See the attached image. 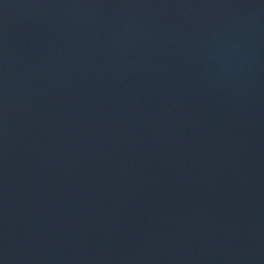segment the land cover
Masks as SVG:
<instances>
[{
  "label": "water",
  "instance_id": "1",
  "mask_svg": "<svg viewBox=\"0 0 264 264\" xmlns=\"http://www.w3.org/2000/svg\"><path fill=\"white\" fill-rule=\"evenodd\" d=\"M0 264H264V0H0Z\"/></svg>",
  "mask_w": 264,
  "mask_h": 264
}]
</instances>
